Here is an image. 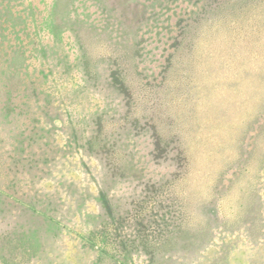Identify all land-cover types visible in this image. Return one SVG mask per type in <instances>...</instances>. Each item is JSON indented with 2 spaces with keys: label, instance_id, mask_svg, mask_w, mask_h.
Returning <instances> with one entry per match:
<instances>
[{
  "label": "rangeland",
  "instance_id": "rangeland-1",
  "mask_svg": "<svg viewBox=\"0 0 264 264\" xmlns=\"http://www.w3.org/2000/svg\"><path fill=\"white\" fill-rule=\"evenodd\" d=\"M0 264H264V0H0Z\"/></svg>",
  "mask_w": 264,
  "mask_h": 264
}]
</instances>
